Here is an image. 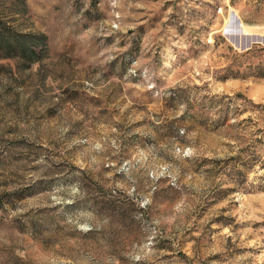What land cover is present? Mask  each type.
Masks as SVG:
<instances>
[{
	"label": "rangeland",
	"instance_id": "1",
	"mask_svg": "<svg viewBox=\"0 0 264 264\" xmlns=\"http://www.w3.org/2000/svg\"><path fill=\"white\" fill-rule=\"evenodd\" d=\"M0 17L45 37L0 60V264H264V0Z\"/></svg>",
	"mask_w": 264,
	"mask_h": 264
},
{
	"label": "trees",
	"instance_id": "2",
	"mask_svg": "<svg viewBox=\"0 0 264 264\" xmlns=\"http://www.w3.org/2000/svg\"><path fill=\"white\" fill-rule=\"evenodd\" d=\"M44 42L43 34L24 33L0 17V60H18L29 67L39 59L37 47Z\"/></svg>",
	"mask_w": 264,
	"mask_h": 264
},
{
	"label": "water",
	"instance_id": "3",
	"mask_svg": "<svg viewBox=\"0 0 264 264\" xmlns=\"http://www.w3.org/2000/svg\"><path fill=\"white\" fill-rule=\"evenodd\" d=\"M236 23V25L239 27L240 26V22H239V20H236L235 19V17L234 16H232V18H231V22H230V26H233L234 24ZM242 32V30H237V32ZM235 31L234 30H232V29H230L229 27L228 28H226L225 29V34H227V35H229L230 33H234ZM230 39H231V41H232V43H234L235 44V46L236 47H240L241 49H247V48H249L250 47V45H251V43H249V44H247V45H245V44H241L240 42H239V39L237 38L236 39V41H235V38L234 37H230Z\"/></svg>",
	"mask_w": 264,
	"mask_h": 264
}]
</instances>
